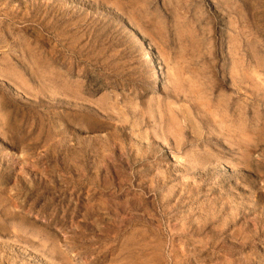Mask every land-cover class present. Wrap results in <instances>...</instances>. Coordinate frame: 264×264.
<instances>
[{"label":"rangeland","instance_id":"obj_1","mask_svg":"<svg viewBox=\"0 0 264 264\" xmlns=\"http://www.w3.org/2000/svg\"><path fill=\"white\" fill-rule=\"evenodd\" d=\"M0 264H264V0H0Z\"/></svg>","mask_w":264,"mask_h":264},{"label":"bare ground","instance_id":"obj_2","mask_svg":"<svg viewBox=\"0 0 264 264\" xmlns=\"http://www.w3.org/2000/svg\"><path fill=\"white\" fill-rule=\"evenodd\" d=\"M204 79V78H203ZM232 119V118H231ZM230 123V122H229Z\"/></svg>","mask_w":264,"mask_h":264}]
</instances>
